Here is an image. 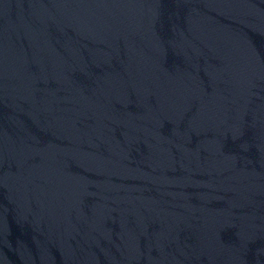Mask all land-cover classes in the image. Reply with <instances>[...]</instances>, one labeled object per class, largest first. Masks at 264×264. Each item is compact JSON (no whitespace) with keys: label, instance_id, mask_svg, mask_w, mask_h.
Wrapping results in <instances>:
<instances>
[{"label":"water","instance_id":"water-1","mask_svg":"<svg viewBox=\"0 0 264 264\" xmlns=\"http://www.w3.org/2000/svg\"><path fill=\"white\" fill-rule=\"evenodd\" d=\"M0 264H264V0H0Z\"/></svg>","mask_w":264,"mask_h":264}]
</instances>
